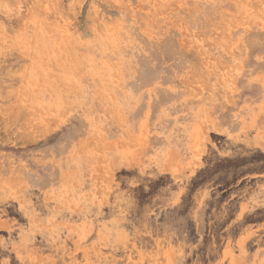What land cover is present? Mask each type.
I'll list each match as a JSON object with an SVG mask.
<instances>
[{"label": "rangeland", "instance_id": "374dc122", "mask_svg": "<svg viewBox=\"0 0 264 264\" xmlns=\"http://www.w3.org/2000/svg\"><path fill=\"white\" fill-rule=\"evenodd\" d=\"M33 1L0 0V264H264V0Z\"/></svg>", "mask_w": 264, "mask_h": 264}, {"label": "bare ground", "instance_id": "6f19581e", "mask_svg": "<svg viewBox=\"0 0 264 264\" xmlns=\"http://www.w3.org/2000/svg\"><path fill=\"white\" fill-rule=\"evenodd\" d=\"M34 1H35V0H34ZM34 1H33V2H34ZM34 3H36V2H34ZM33 6H34V5H33ZM36 6H37V5H36ZM36 6H35V7H36ZM38 6H39V5H38ZM38 8H39V7H38ZM29 9H30V8H29ZM33 12H34V11H33ZM37 12H38V11H37ZM35 13H36V12H35ZM38 15H39V14H38ZM45 28H46V26H45ZM46 31H47V30H46ZM62 37H63V36H62ZM61 49H62V47H61ZM67 60H68V59H67ZM48 63H49V62H48ZM87 66H88V65H87ZM74 74H75V72H74ZM80 75H81V74H80ZM77 77H78V76H77Z\"/></svg>", "mask_w": 264, "mask_h": 264}]
</instances>
